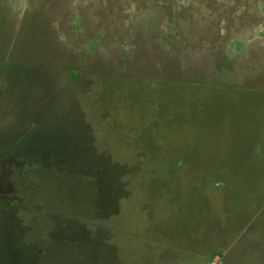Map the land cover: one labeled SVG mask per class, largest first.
Listing matches in <instances>:
<instances>
[{
    "label": "rangeland",
    "instance_id": "1",
    "mask_svg": "<svg viewBox=\"0 0 264 264\" xmlns=\"http://www.w3.org/2000/svg\"><path fill=\"white\" fill-rule=\"evenodd\" d=\"M0 264H264V0H0Z\"/></svg>",
    "mask_w": 264,
    "mask_h": 264
}]
</instances>
